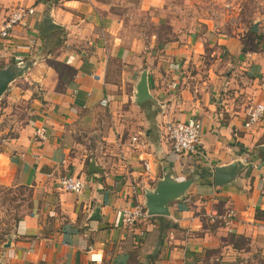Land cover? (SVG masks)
I'll use <instances>...</instances> for the list:
<instances>
[{
    "label": "crops",
    "instance_id": "0c3cea01",
    "mask_svg": "<svg viewBox=\"0 0 264 264\" xmlns=\"http://www.w3.org/2000/svg\"><path fill=\"white\" fill-rule=\"evenodd\" d=\"M219 1L0 0V27L18 6L35 9L0 41V69L27 65L13 81L28 102L0 138V186L30 191L28 211L0 234V264H195L208 248L241 249L237 237L264 258V116L243 126L264 99V13L247 31L228 29L213 16ZM144 71L151 97L137 102ZM189 117L201 141L179 156L165 126ZM233 161L232 179L217 185L214 168ZM70 174L86 181L80 194L58 187ZM165 176L193 182L169 214L125 226L130 186L145 205ZM228 208L238 213L230 222L211 220Z\"/></svg>",
    "mask_w": 264,
    "mask_h": 264
},
{
    "label": "rangeland",
    "instance_id": "374dc122",
    "mask_svg": "<svg viewBox=\"0 0 264 264\" xmlns=\"http://www.w3.org/2000/svg\"><path fill=\"white\" fill-rule=\"evenodd\" d=\"M226 1L229 2L226 3ZM216 4L214 5L216 11H213L215 14L213 16L217 17V21L228 29L241 26L245 29L244 31H247L249 23L252 19H255L251 15L256 13L259 17L264 13V0H220ZM208 12L212 14L209 10ZM259 22L262 23L263 21L260 20ZM147 37L156 38L155 35H147ZM157 37L162 41L167 38L161 35ZM19 85L21 83L18 80L12 81L8 91L0 97V138L14 133L16 128L23 123L27 114V100L14 92V87ZM29 192L27 186L21 185L13 188L0 186V234L3 235L13 230L16 215L22 212L23 208L28 211L30 204ZM235 244L241 249L236 251L224 244L217 249L208 248L204 250L199 254L200 256L196 257L195 264H264L263 255L256 253V250L248 242L241 241L237 237Z\"/></svg>",
    "mask_w": 264,
    "mask_h": 264
},
{
    "label": "built area",
    "instance_id": "2783aa9c",
    "mask_svg": "<svg viewBox=\"0 0 264 264\" xmlns=\"http://www.w3.org/2000/svg\"><path fill=\"white\" fill-rule=\"evenodd\" d=\"M35 9L30 6H18L9 12L7 18L3 21L0 27V41H8L10 36V31L15 27H25L28 24L29 18L33 16ZM16 61L22 60L21 56H15ZM101 105L105 106L107 104L106 99L101 100ZM264 116V99L251 104L246 112V116L243 122V126L250 128L253 124L257 123ZM166 131L169 138V144L171 151L179 156L190 155L197 152V147L201 141L202 127L201 122L198 117H189L184 120L171 121L166 124ZM36 136L42 140L47 138V130L45 128L39 127L36 130ZM134 141H139L143 144L142 138L133 137ZM144 166L146 170H149L147 161H144ZM86 181L77 175H63L60 176L57 185L60 189L71 191L76 194H80L85 189ZM130 194L135 199L130 206L123 207L120 209V214L122 217V223L130 228L134 226L142 227V224L149 218L150 214L147 213V209L143 203L136 200L137 189L133 184L130 186ZM238 213L234 208H228L226 213L222 215L212 214V221L219 220L221 223H228L237 216ZM143 233V228L140 229V234ZM91 258L100 260V257Z\"/></svg>",
    "mask_w": 264,
    "mask_h": 264
},
{
    "label": "water",
    "instance_id": "95a60500",
    "mask_svg": "<svg viewBox=\"0 0 264 264\" xmlns=\"http://www.w3.org/2000/svg\"><path fill=\"white\" fill-rule=\"evenodd\" d=\"M256 30V24H252L250 32ZM27 65L17 66L10 65L6 68L0 69V97L8 91V87L11 82L18 76H20L26 69ZM138 99L137 102L149 99L151 97L149 93V87L146 80V72H142L138 87ZM264 150V144L260 146ZM240 163L237 161L231 162L226 167L216 166L215 169V183L222 185L227 181L231 180L237 167ZM93 168L91 163L89 169ZM193 178H187L184 180H173L169 176H165L159 184L153 190L146 191L145 207L147 213L157 215H167L168 213V202L179 196L190 184H192Z\"/></svg>",
    "mask_w": 264,
    "mask_h": 264
},
{
    "label": "trees",
    "instance_id": "16d2710c",
    "mask_svg": "<svg viewBox=\"0 0 264 264\" xmlns=\"http://www.w3.org/2000/svg\"><path fill=\"white\" fill-rule=\"evenodd\" d=\"M257 216H258V212H257ZM155 256V255H154ZM155 258V257H154ZM154 258H152L151 260L153 261L154 260Z\"/></svg>",
    "mask_w": 264,
    "mask_h": 264
}]
</instances>
